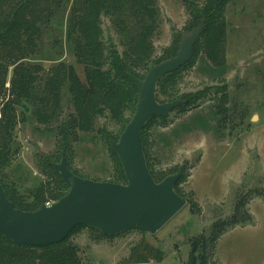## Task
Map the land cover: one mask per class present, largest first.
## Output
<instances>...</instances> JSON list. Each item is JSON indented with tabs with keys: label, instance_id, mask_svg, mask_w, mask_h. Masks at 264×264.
I'll list each match as a JSON object with an SVG mask.
<instances>
[{
	"label": "rangeland",
	"instance_id": "1",
	"mask_svg": "<svg viewBox=\"0 0 264 264\" xmlns=\"http://www.w3.org/2000/svg\"><path fill=\"white\" fill-rule=\"evenodd\" d=\"M155 1L159 25L152 40L153 57L164 49L176 54L174 39L180 41L190 15L183 0ZM193 1L201 4L203 0ZM224 16L223 63L216 65L200 48L177 74L178 95L202 92L204 101L198 107L175 108L164 118H154L144 134L148 162L157 180L184 165L176 190L191 204L187 202L155 234L133 228L106 237L81 226L67 240L74 253L66 264H187L190 240L210 232L216 223L222 231L214 247H208L207 264H264V0H231ZM101 21L105 42L113 41L121 52L112 22L105 17ZM50 37L45 34L33 56L32 61L42 68L38 82L60 61L72 64L84 81L83 66L76 62L69 43ZM8 71L6 92L0 95V118L13 77L12 67ZM68 98L63 88L59 118L47 124L26 104L28 111L16 106L17 152L2 168L3 181L16 193L41 189L46 203L53 201L60 181L50 163L59 162L61 156L57 126L67 114H74ZM132 114L130 108L122 112L125 120ZM122 121L106 110L91 131L74 130L66 155L71 169L88 179L112 181L121 166L103 131L113 132L118 140L125 127ZM236 207L239 222L230 226L226 222ZM28 264L41 263L35 258Z\"/></svg>",
	"mask_w": 264,
	"mask_h": 264
},
{
	"label": "trees",
	"instance_id": "2",
	"mask_svg": "<svg viewBox=\"0 0 264 264\" xmlns=\"http://www.w3.org/2000/svg\"><path fill=\"white\" fill-rule=\"evenodd\" d=\"M230 1L203 0L200 4L193 0H183L191 19L186 30L197 26L203 18L205 19L202 36L193 48L194 54L202 48L210 61L216 65L224 61L223 44L227 27L224 11ZM102 17L112 22L117 37H120L121 52L113 41L105 42ZM157 18L158 7L155 0H0V95L6 92L4 84L8 69L12 67L13 71L8 90L9 97L2 106L0 118V183L14 207L34 211L42 203H46L41 189L24 195L16 193L3 181L2 168L11 162L17 152L13 134L18 122L16 106L25 111L26 106L23 104H26L30 111H37L36 115L40 122L47 124L59 118L63 106L62 89H66L74 114H67V118L57 126L61 154L65 153V156L70 150L69 140L73 131L79 129L84 132L91 131L95 120L106 110L110 116L119 121L123 120L125 126L129 118L125 120L122 112L125 108H130L131 114L133 113L138 95L137 87L129 76L142 78L152 65L174 55V52L170 54L164 49L162 55L153 57L152 40L159 25ZM45 34H50L53 41L66 40L69 43L76 62L83 66L84 81L79 78L72 64L60 61L48 69L42 83L38 82L42 68L32 60L41 42H44ZM178 40L175 37L174 42L177 45ZM181 68L159 80L156 98L161 102L183 99L185 103L176 108L185 111L198 107L204 101L205 93L178 95L177 74ZM157 117L151 118L145 124L142 141L149 171L159 182L168 174L159 180L156 179L148 162L144 137L146 127ZM103 132L109 146L111 140L116 141L113 132ZM113 153L117 156L114 151ZM52 167L60 181L52 198L54 201L67 192L68 185L61 179L53 165ZM69 168L78 175L70 166ZM112 181L126 183L122 166ZM186 199L191 204V201ZM238 209L239 207H236L235 214L226 222L228 225L235 226L239 222ZM81 226H77L61 242L41 247L14 244L0 236V264H28L35 258L41 264L71 262L74 246L67 240ZM221 231L220 225L216 223L212 225L210 232H202L193 237L189 242L187 264H207L208 247H214ZM133 255L138 259L137 254ZM163 258L164 256L159 257V263Z\"/></svg>",
	"mask_w": 264,
	"mask_h": 264
},
{
	"label": "water",
	"instance_id": "3",
	"mask_svg": "<svg viewBox=\"0 0 264 264\" xmlns=\"http://www.w3.org/2000/svg\"><path fill=\"white\" fill-rule=\"evenodd\" d=\"M204 27L203 18L181 34L176 54L152 65L142 78L129 76L138 90L135 110L118 140L110 142L126 183L79 177L62 153L60 161L52 165L68 190L57 200L42 203L34 211L16 208L0 183V236L14 244L41 247L61 242L81 225L109 237L133 228L155 234L183 209L187 199L174 187L184 165L157 182L146 162L142 133L151 118L166 116L185 103L183 99L161 102L156 89L159 80L192 59Z\"/></svg>",
	"mask_w": 264,
	"mask_h": 264
}]
</instances>
